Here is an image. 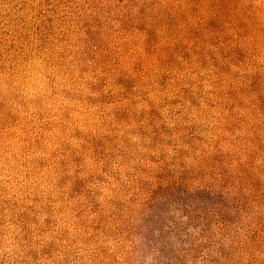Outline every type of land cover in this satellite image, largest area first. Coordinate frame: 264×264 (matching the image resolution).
I'll return each instance as SVG.
<instances>
[{
  "label": "clouds",
  "instance_id": "9594fccd",
  "mask_svg": "<svg viewBox=\"0 0 264 264\" xmlns=\"http://www.w3.org/2000/svg\"><path fill=\"white\" fill-rule=\"evenodd\" d=\"M244 3L254 17L247 33L215 47L184 39L195 27L187 0H28L22 11L16 0H0V264H156L142 258L139 231L157 177L186 173L193 186L219 184L224 176L211 159L217 150L231 158L226 190L256 197L264 215V0ZM165 10L188 15L178 35L157 23ZM126 11L134 23L155 27L151 54L143 33L107 25L106 49L84 42V19ZM178 41L190 60L173 50ZM237 47L243 60L221 58V48ZM120 77L135 81L131 92L117 84ZM237 232L221 241L225 250L239 249L231 258L220 257L215 243L204 255L220 264H264V231L259 249L247 227Z\"/></svg>",
  "mask_w": 264,
  "mask_h": 264
},
{
  "label": "trees",
  "instance_id": "16d2710c",
  "mask_svg": "<svg viewBox=\"0 0 264 264\" xmlns=\"http://www.w3.org/2000/svg\"><path fill=\"white\" fill-rule=\"evenodd\" d=\"M240 2L242 0H238L234 8L230 0H215L213 5L205 8L203 12L200 10L191 15L198 24L196 36L199 41L217 45L221 36L225 34H231L235 39L246 34L249 28L246 21L254 22V17L244 9L243 3L239 4ZM221 44L227 45L226 42ZM237 48L236 60H243V54ZM259 80L258 75L253 78L254 90L258 88ZM259 99L264 104V97ZM211 159L219 166L220 173L224 176L219 184L201 181L199 186H193L187 182L186 173L181 174L178 179L173 178L172 173L163 180L157 177L158 182L165 183L162 184V188L156 186L152 191L146 211H154L153 214L149 212L151 216L144 222L148 229L142 240L144 251L156 253L159 260L156 264L159 262L186 264L189 259L195 262L201 256L209 260V264H220V257L231 258L234 252L239 251L231 244L228 250H225L224 244L221 243L225 236L233 233L238 236V227H247L250 232L248 241L259 249L260 232L264 231V215L259 212L257 198L252 197L250 200L242 191L236 196L231 195L226 189L232 184L233 178L225 167L226 163H231V158L217 150ZM238 170L244 173L249 181L252 180V173L243 164H238ZM235 179L241 184L244 182L240 176H236ZM252 186L259 191L261 187L259 179H256ZM252 203H256L255 208L252 207ZM254 211L256 215L253 220H249L245 225V218ZM167 215L169 217L165 218ZM217 234L220 236L219 240L214 239ZM214 243L219 245L215 250L220 253V257L204 255L213 248Z\"/></svg>",
  "mask_w": 264,
  "mask_h": 264
},
{
  "label": "rangeland",
  "instance_id": "374dc122",
  "mask_svg": "<svg viewBox=\"0 0 264 264\" xmlns=\"http://www.w3.org/2000/svg\"><path fill=\"white\" fill-rule=\"evenodd\" d=\"M225 1V0H222ZM231 4L234 8H236V2L238 0H230ZM124 2V0H117V6H119L120 4H122ZM137 2V0H129V4H132L133 6L135 5V3ZM188 3H190L191 5H193L188 13V15H194L196 12H200L201 8L204 10L205 8H207L208 6L213 5V3L215 2V0H187ZM16 3L19 5V10H23L24 7L27 6L28 4V0H16ZM242 6H244V9H246L248 12H251V5L250 4H245L244 0H242V2H240L239 4H242ZM219 4H223V3H219ZM128 5H125V8H127ZM102 11H108L109 13H111L113 11L112 8H108V9H102ZM144 12V8L141 7L140 8V13L143 14ZM188 15H185L183 12H181L179 14V16H174L172 15L170 12H168L167 10H165L164 16L162 19H160L157 23L160 25H164L166 26V30H167V34L169 36H174V35H178L179 32L181 31V29L179 28V22H186L188 19ZM21 20H23V17H20ZM111 20L113 23H108V20ZM48 23L51 24V18H49ZM118 23L119 24V28H115L114 24ZM107 25V27L109 29H111L112 31H118L121 32L123 34H128V33H132L133 31L136 32H140L143 33L145 36L144 39V45H145V51L148 52L149 54H151L154 51V45L158 43V36L157 33L155 31V27L154 26H150L148 21H144L142 20L139 23H134L133 22V18L131 16L130 11H126L124 12L123 15L120 14H116V15H111L107 18H105L104 20H101L99 15H93L90 16V18L88 19H84L83 23H82V29L84 31L85 34V43L88 44L90 47H95V48H107V44L104 42L103 38H102V30L104 28V26ZM198 29V24L197 21H195V27L192 26H188L187 28V33L184 36V39L190 40V41H199V39L196 36V31ZM231 32V31H229ZM235 39V37H232L231 34H225L223 36H221L219 42L217 45H214V43L211 42V44L215 47H219V45L221 44V42H226V44L228 45L230 41H233ZM187 48V45H182L181 42H177L176 45H174L173 50H180L183 52V58L185 60H190V57L188 55V52L185 50ZM237 50H239V48H237ZM193 51H195V48L193 49ZM233 53H235L236 55V48H229L228 51H225L223 48L220 49V56L222 59H227L229 57H231L233 55ZM208 57L210 59H212L213 64L217 65V61L215 59V56L213 55V53L211 51H209L208 53ZM243 54V53H241ZM197 55L200 56V62H201V66H206L207 61L204 60L203 57V49L201 50L200 53H197ZM168 61L169 62H173V57L170 55L168 57ZM232 63H235L236 61H231ZM218 66V65H217ZM137 67H139V65H137ZM226 70V66L225 68L221 69ZM167 80V76H163L161 78V85L163 86L164 82ZM117 84L124 86V88L126 89L127 92H131L132 87L134 86L135 81L131 78L125 79L124 77H120L117 79ZM187 93V89L184 90ZM193 103H195V101H193ZM150 115L155 116L156 118H159V114L155 111V109H153L150 113ZM163 128V126H161ZM165 131H167V129H164ZM230 130V129H229ZM171 173H167V174H161L158 176V178H162L166 179V176L169 175ZM79 184V181L77 182ZM165 182H158L156 186H160L162 188V184H164ZM165 210H167V207L164 208ZM154 210H149L146 211V214L143 217L142 220V224L140 226V231L139 234L142 237V240L145 238L146 236V231L148 229V226L146 223L147 219H149V216H151L152 212L153 214ZM169 215L165 216V218H168ZM167 220V219H166ZM166 220L164 222H166ZM157 230V229H156ZM150 236V235H149ZM140 251L142 253V258H147L148 255H151L153 260L155 262H158V257L156 255V253L154 251H152V253L148 250H143V246H142V242L140 245ZM158 264H161V262H159ZM164 264V263H163Z\"/></svg>",
  "mask_w": 264,
  "mask_h": 264
}]
</instances>
